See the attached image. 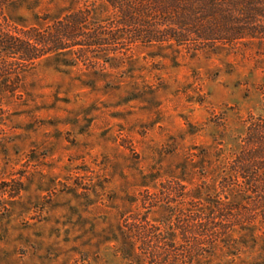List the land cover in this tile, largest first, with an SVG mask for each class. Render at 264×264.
<instances>
[{
	"label": "rangeland",
	"instance_id": "374dc122",
	"mask_svg": "<svg viewBox=\"0 0 264 264\" xmlns=\"http://www.w3.org/2000/svg\"><path fill=\"white\" fill-rule=\"evenodd\" d=\"M84 6L115 19L104 0H20L4 15L35 25ZM115 26L104 34L125 40L0 85V264H156L130 257V238L181 223L174 206H196L182 196L205 198L264 123L261 47L131 43L146 29ZM252 236L197 264L264 260L257 222Z\"/></svg>",
	"mask_w": 264,
	"mask_h": 264
},
{
	"label": "trees",
	"instance_id": "16d2710c",
	"mask_svg": "<svg viewBox=\"0 0 264 264\" xmlns=\"http://www.w3.org/2000/svg\"><path fill=\"white\" fill-rule=\"evenodd\" d=\"M19 1L0 0L2 87L17 71L44 58L72 55L78 59L109 46L105 41L125 40V35L104 34V26L112 22L120 29H146L135 32L131 43L179 47L192 40L230 47L246 43L261 47L264 54V0H104L115 19H100L93 6H84L61 18L46 17L35 25L4 15L5 7ZM247 136L242 151L217 175L216 183L206 187L205 198H201L199 186L195 196H182V201L196 206H174V211L179 210L170 216L182 218L181 223L169 219L156 233L130 238V257L156 264H197V260H210L219 252H237L239 246L232 244V234L253 238L256 222L264 235V123L260 119L250 123ZM175 182H167L164 190H175ZM187 244L191 246L185 249ZM253 264H264V260Z\"/></svg>",
	"mask_w": 264,
	"mask_h": 264
}]
</instances>
